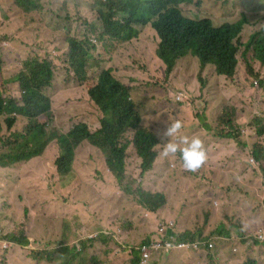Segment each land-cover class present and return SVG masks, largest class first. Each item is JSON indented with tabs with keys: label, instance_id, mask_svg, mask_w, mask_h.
Segmentation results:
<instances>
[{
	"label": "rangeland",
	"instance_id": "rangeland-1",
	"mask_svg": "<svg viewBox=\"0 0 264 264\" xmlns=\"http://www.w3.org/2000/svg\"><path fill=\"white\" fill-rule=\"evenodd\" d=\"M177 9L184 18H209L216 27L247 20L236 38L242 46L233 77L219 75L214 65L203 69L188 53L166 78L164 61L156 54V31L139 27L140 34L126 42L101 36L107 33L104 16L112 12L99 1L34 0L31 9H22L14 0H0V98L22 104L18 83L29 63L50 61L53 79L42 93L51 113L39 118L46 123L45 140L54 130L66 134L78 123L90 132L101 128L102 113L88 90L109 66L130 87L141 128L157 138L156 158L145 172L135 149H127L122 184L106 164L108 153L89 141L75 151L67 176L57 173L56 141L46 143L42 159H31V170L26 163L0 166V264H133L142 242L169 222L179 236L189 232L195 241L214 244L181 251L188 255L187 264H244L248 259L264 264V243L257 238L264 226V134H257L264 129V64L256 60L253 46L247 47L254 34L264 37V0H193ZM70 37L83 40L88 54L85 82L71 66ZM178 93H184L183 103L175 101ZM13 114L12 129L8 115L0 117V154L10 153L4 144L24 134L29 123ZM168 118L181 120L191 133L183 127L178 136L203 141L207 159L197 171L185 170L179 153L161 155L170 138L157 133H164ZM123 186L164 194L167 203L152 212ZM10 235L26 239V245L11 242ZM101 235L106 239L98 240ZM173 255H163L165 264L177 259Z\"/></svg>",
	"mask_w": 264,
	"mask_h": 264
},
{
	"label": "trees",
	"instance_id": "trees-1",
	"mask_svg": "<svg viewBox=\"0 0 264 264\" xmlns=\"http://www.w3.org/2000/svg\"><path fill=\"white\" fill-rule=\"evenodd\" d=\"M14 1L22 9H31L34 6V0ZM95 1H99L103 8L112 12L104 16L107 33L101 36L107 35L126 42L140 34L139 27L150 25L149 27L156 31L160 39L156 54L164 61L161 63L166 78L173 77L171 74L176 62L188 53L198 58L203 69L207 65H214L219 75L227 77L235 75L238 65L236 55L240 49V42L236 38L248 23L245 18L233 24L224 23L216 27L209 18L192 20L180 14L177 4L192 3L193 0H103L104 3L101 0ZM100 12L103 13L102 10ZM81 41L83 40L76 37L68 38L71 46V66L78 80L85 82L88 54L82 48ZM85 43H89L88 40H85ZM249 45L253 46L256 60L264 64V37L259 39V36L254 34L247 47ZM112 71L111 68L102 70L97 83L88 90L90 99L102 113L101 128L90 132L85 123H78L66 134L54 130L48 140H45L46 123H40L39 118L51 113L50 100L43 95L42 90L50 86L53 79L52 64L48 60L32 59L18 83L22 92V104L13 99L0 98V117L8 115L5 119L8 129H12L17 121L12 117L13 113H19L29 122L24 134L16 135L14 142L4 144L9 146L10 153L0 154V166L8 167L23 163V167L24 163L32 162V158L43 153L46 143L53 146L56 141L58 146L54 162L59 176H64L71 171L77 147L89 141L108 153L106 164L120 184L125 177V160L129 147H133L142 159V171L149 170L156 158L154 148L157 145V138L141 128V115L130 98V87L117 80ZM128 134H133L131 140ZM257 134L263 135L264 129H259ZM224 137L232 138L229 135ZM255 159L258 160L256 153ZM123 191L135 195L139 202L152 212L158 211L167 203L164 194L146 192L140 187L133 190L131 186H123ZM260 234L264 236V226L259 227L257 238ZM178 238L187 242L195 241L189 232ZM9 239L23 246L27 243L26 239L16 238L14 235H10ZM105 239V236H98V240ZM149 239L150 237L142 244ZM140 260L141 254L138 252V258L133 264H140ZM245 264L258 263L248 260Z\"/></svg>",
	"mask_w": 264,
	"mask_h": 264
},
{
	"label": "clouds",
	"instance_id": "clouds-1",
	"mask_svg": "<svg viewBox=\"0 0 264 264\" xmlns=\"http://www.w3.org/2000/svg\"><path fill=\"white\" fill-rule=\"evenodd\" d=\"M241 46L242 43L240 42V47ZM175 99L178 102H182L185 99V95H183V93H179L177 94ZM183 126H184L183 122L179 119L171 120V118H168L164 122V127H165L164 136L170 139L167 142L163 143V151L161 155H163L164 157H174L179 153L180 159L182 160L183 163V168L187 171L195 172L198 169H200L202 165L206 162L207 159L206 148L204 146L203 141L199 138V136H195V135L192 137L185 135L178 136V133H180ZM42 154L40 156H42ZM40 156L34 157L33 159L38 158Z\"/></svg>",
	"mask_w": 264,
	"mask_h": 264
},
{
	"label": "built area",
	"instance_id": "built-area-1",
	"mask_svg": "<svg viewBox=\"0 0 264 264\" xmlns=\"http://www.w3.org/2000/svg\"><path fill=\"white\" fill-rule=\"evenodd\" d=\"M258 239H260V241L264 243L263 235L260 234L258 236ZM9 246L10 244L6 245V247ZM201 247L212 249L214 247V244L211 241L208 242L205 240H197L193 242L180 240L175 235L173 224L169 223L167 225H160L157 228L156 235L149 239L146 243L142 244L140 252V264H148L151 256L154 253H158L161 251L169 252L171 250H199Z\"/></svg>",
	"mask_w": 264,
	"mask_h": 264
},
{
	"label": "crops",
	"instance_id": "crops-1",
	"mask_svg": "<svg viewBox=\"0 0 264 264\" xmlns=\"http://www.w3.org/2000/svg\"><path fill=\"white\" fill-rule=\"evenodd\" d=\"M109 68H111L110 66L109 67H107L106 69H109ZM129 68V66L128 67H126L125 69H124V71L126 72V70ZM113 74H114V77H118L117 75H119L118 74V72H117V68H114V70H113ZM121 76L123 75V74H120ZM119 79V78H118ZM207 88H208V85H207ZM207 88H206V90H207ZM206 90H205V92H206ZM179 94V93H178ZM183 95H184V93H183ZM176 97V96H175ZM133 101H135L134 100V98L132 99ZM175 101H176V99H175ZM176 102H178V101H176ZM178 103H182V102H178ZM183 125H184V123H183ZM164 126V125H163ZM185 129H186V127H185V125L183 126ZM164 128V130H165V127H163ZM186 131L187 132H189L187 129H186ZM157 134H164V133H157ZM189 134H191L190 132H189ZM46 153V152H45ZM44 153V154H45ZM43 154V155H44ZM43 155L42 156H40V157H38V158H35V159H33V160H38V159H42V157H43ZM31 163H33V162H30V163H28V164H30L31 165V168H30V170L32 169V164ZM28 164H26V165H28ZM25 166V165H24ZM169 223H171V224H173V228H174V231H175V235L177 236V237H179V234H178V228H176V226H175V224L173 223V222H169ZM168 223V224H169ZM161 225H164V224H161ZM156 234H154V235H152L151 237H150V239L152 238V237H154ZM208 242H210V241H208ZM202 249H208L207 247H201L199 250H202ZM181 251H183V250H171V251H169V252H165V251H161V252H158V253H154L152 256H151V258H150V260H149V262H148V264H150V262L151 261H153V260H155V261H159L161 264H165L166 262H167V260L165 259V258H162L163 257V255H166V254H168V253H172V254H174L173 255V257L174 258H177V259H173L171 262H169V263H171V264H187L186 262H184V258H186V257H188V255L187 254H185V253H183V252H181ZM257 259V258H256ZM248 260H254V261H256L255 259H248ZM258 260V259H257ZM247 261V260H246ZM246 261H245V263H246ZM259 262V261H258ZM244 263V264H245ZM260 263V262H259Z\"/></svg>",
	"mask_w": 264,
	"mask_h": 264
},
{
	"label": "flooded vegetation",
	"instance_id": "flooded-vegetation-1",
	"mask_svg": "<svg viewBox=\"0 0 264 264\" xmlns=\"http://www.w3.org/2000/svg\"><path fill=\"white\" fill-rule=\"evenodd\" d=\"M78 148H79V147H77V149H78ZM77 149H76V150H77ZM44 155H45V154H44ZM44 155H43V157H44ZM64 176H67V175H64Z\"/></svg>",
	"mask_w": 264,
	"mask_h": 264
}]
</instances>
